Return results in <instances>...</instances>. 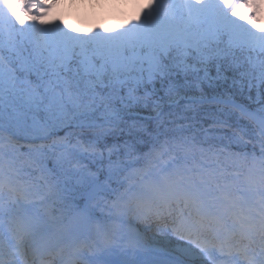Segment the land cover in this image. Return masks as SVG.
Here are the masks:
<instances>
[{
    "label": "snow or ice",
    "instance_id": "1",
    "mask_svg": "<svg viewBox=\"0 0 264 264\" xmlns=\"http://www.w3.org/2000/svg\"><path fill=\"white\" fill-rule=\"evenodd\" d=\"M59 7L0 0V264H264V0Z\"/></svg>",
    "mask_w": 264,
    "mask_h": 264
},
{
    "label": "rangeland",
    "instance_id": "2",
    "mask_svg": "<svg viewBox=\"0 0 264 264\" xmlns=\"http://www.w3.org/2000/svg\"><path fill=\"white\" fill-rule=\"evenodd\" d=\"M119 5L124 9V14H125V16L128 18L129 16V11H128V15H127V7H128V3H125L124 2V0H122L121 2H119ZM138 5V7H140L141 6V4H140V0H139V3L137 4ZM66 7V8H68V5H67V2L64 0V2H63V7ZM81 8V6H80V4L79 3H76L75 4V7H74V10L75 11H78L79 9ZM61 10H62V8L61 7H59V9H57V15H59V17L61 18ZM114 10V11H113ZM113 10L112 9H110L109 10V12H108V17H107V23H105V22H102L100 25H98L96 22L94 23V20H91V19H89V20H84V19H81V20H79L78 18H77V20H78V22H75L74 21V23L73 24H71V25H69V27L70 28H76V29H78L79 31H88L89 29H94V28H97V27H99V28H101V29H103V28H112V27H115L117 24H120V23H123L122 21H121V19H120V17H118L114 12L116 11V9L115 8H113ZM77 14V13H76ZM79 16V15H78ZM65 22V21H64ZM67 24V23H66ZM259 24H264V20L263 21H261V22H258V25ZM78 27H77V26Z\"/></svg>",
    "mask_w": 264,
    "mask_h": 264
},
{
    "label": "bare ground",
    "instance_id": "3",
    "mask_svg": "<svg viewBox=\"0 0 264 264\" xmlns=\"http://www.w3.org/2000/svg\"><path fill=\"white\" fill-rule=\"evenodd\" d=\"M145 1V0H144Z\"/></svg>",
    "mask_w": 264,
    "mask_h": 264
}]
</instances>
